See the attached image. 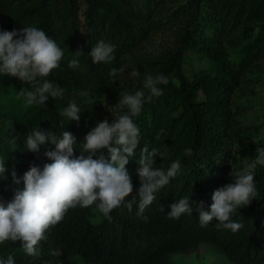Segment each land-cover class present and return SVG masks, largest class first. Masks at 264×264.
Instances as JSON below:
<instances>
[{
    "label": "trees",
    "instance_id": "trees-1",
    "mask_svg": "<svg viewBox=\"0 0 264 264\" xmlns=\"http://www.w3.org/2000/svg\"><path fill=\"white\" fill-rule=\"evenodd\" d=\"M27 26L44 30L63 49L60 67L46 79L66 92L63 98L49 97L46 106L27 105L18 92L29 85L0 73V159L8 170L0 179V200L6 204L24 189L22 177L30 166L43 169L52 162L44 153L54 145L41 146L38 154L25 148L33 127L58 137L72 133L73 157H78L97 121L111 123L127 112L118 105L119 94L141 89L146 73L163 74L169 83L134 118L140 144L126 165L133 192L125 200L139 199L137 161L145 145L160 150L163 158H155V167L166 171L180 160L181 169L155 193L144 212L147 221L137 215L136 205L129 211L122 203L109 213L111 220L95 204L77 205L46 230L39 255H27L19 239L8 240L0 243V260L13 255L14 264H190L178 255L205 248L223 256L222 264H264V166L255 168L258 195L232 214L244 225L239 231L217 227L215 219L201 227L196 204L191 215L167 216L169 206L185 195L203 201L209 211L214 190L233 182L232 169L242 170L264 147V128L244 118L250 105L236 99L248 80L264 81V69L259 77L250 75L264 60V0H0V30ZM168 29L176 37L172 48L156 55L135 52ZM100 40L116 46L111 63L93 64L87 55ZM77 49L84 55L70 68ZM128 61L137 70L134 82L120 84L121 74L113 83L110 69ZM72 101L80 107L78 121L61 115ZM185 148L193 155L185 156Z\"/></svg>",
    "mask_w": 264,
    "mask_h": 264
},
{
    "label": "clouds",
    "instance_id": "clouds-1",
    "mask_svg": "<svg viewBox=\"0 0 264 264\" xmlns=\"http://www.w3.org/2000/svg\"><path fill=\"white\" fill-rule=\"evenodd\" d=\"M114 44L98 41L87 54L93 64H108L115 60ZM64 55L63 49L51 39L44 30L36 26H27L17 31L0 30V73L18 78L29 88H22L19 96L26 98L27 105L46 106L49 97L63 98L66 89L46 79L53 69L60 67ZM69 61L70 68L79 65V57L84 55L82 49L73 53ZM126 71L125 68L113 67L109 76L115 78ZM44 78V79H42ZM169 79L163 74L146 73L143 87L134 94L123 92L118 105L127 112L113 118L97 121L95 126L84 137L81 145L82 154L73 157L75 137L68 131L57 136L55 131L33 127L26 136L25 148L32 153H39L41 146L54 145V150H46L44 155L51 160L41 169L30 166L22 177L23 190H17L10 202L0 200V243L21 240L23 249L29 256L39 255L38 244L46 240L45 232L50 226L59 223L69 208L77 205L96 208L109 220V213L122 203L129 211L137 207V215L147 221L145 209L156 200L158 191L169 184L181 169V161L171 163L165 171L155 167V158L161 156L160 150H149L145 145L137 161L139 177L138 197L126 201L133 192V183L126 165L135 156L140 144L139 128L134 118L142 111L145 103L163 94L161 85H167ZM87 93H81L86 95ZM80 107L74 101L62 111L61 115L69 120H79ZM14 143V142H13ZM107 150L105 157L102 150ZM86 154V155H85ZM185 156H192L191 148L184 149ZM95 157V158H94ZM264 166V147L257 150L255 159L242 170L232 169V183L217 188L212 193V204L209 211H204V202L198 204L185 195L172 203L167 213L169 219H179L182 214L192 213L196 204L201 227L208 226L214 219L217 227L229 229L233 233L244 225L232 219L241 206H247L258 195L254 182L255 168ZM5 161L0 159V179H6ZM16 184L21 182L15 170L11 172ZM163 211V207L161 208ZM0 264H14L13 255H8Z\"/></svg>",
    "mask_w": 264,
    "mask_h": 264
},
{
    "label": "rangeland",
    "instance_id": "rangeland-1",
    "mask_svg": "<svg viewBox=\"0 0 264 264\" xmlns=\"http://www.w3.org/2000/svg\"><path fill=\"white\" fill-rule=\"evenodd\" d=\"M175 33L172 29L165 32L154 33L140 50L136 49V53H148L150 55L159 54L175 45ZM126 71L119 78L120 84L134 82L137 77V70L132 66L131 62L124 65ZM256 73H250L251 76L259 77L263 75L261 70L264 69V60L259 62L256 68ZM264 78V75L262 76ZM236 99L238 101L247 102L250 106L245 110L244 118L247 121H252L256 125H261L264 128V81L245 82L242 88L237 91ZM223 257V256H222ZM219 253H208L207 249L203 248L197 255H178V258L190 264H222L224 261ZM224 258V257H223ZM225 259V258H224ZM230 264V263H227Z\"/></svg>",
    "mask_w": 264,
    "mask_h": 264
}]
</instances>
